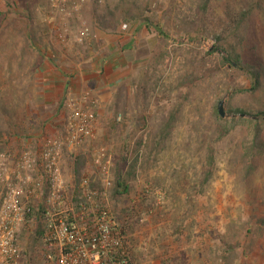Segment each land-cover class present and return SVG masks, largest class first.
<instances>
[{"label": "rangeland", "instance_id": "374dc122", "mask_svg": "<svg viewBox=\"0 0 264 264\" xmlns=\"http://www.w3.org/2000/svg\"><path fill=\"white\" fill-rule=\"evenodd\" d=\"M97 1L88 0L81 14L87 39L90 30L114 35L127 24L126 31L120 32L129 34V49L106 54L123 64L126 78L100 108L93 138L76 150L63 149L60 164L67 186L75 180L73 161L80 156L85 162L80 178L100 183L93 164L103 150L104 159L112 165L113 179L120 170L132 187L129 198L119 202L135 203L141 212V221L134 224L133 231L143 230L146 237L142 264H153L155 259V244L147 236L146 226L152 219L154 223L162 221L171 205L180 206L178 210L184 205L191 225L215 227V232L223 229L227 234H235L231 227L238 226L245 235L249 228L254 241L259 242L261 254L256 262L264 264V121L259 123L255 138L251 124L255 119L234 113L259 110L256 100L264 98V78L260 89L253 91L249 75L223 62L231 54H241L256 67L253 71L264 67V0L262 10L249 24V36L242 41L232 37L220 22L222 0ZM47 3L0 0V152L8 153L10 161L25 153L37 158L40 151L41 142L30 150L12 143L23 134L24 126H31V114L49 111L33 88L40 83L35 68L42 52L49 50L55 57L59 50H88L87 39L82 44L73 40L79 29L75 23L68 25L70 34L64 43L55 41L51 25L45 22ZM201 6L202 20L198 16ZM125 8L144 11L139 20L122 23L117 12ZM221 34L224 39L216 43L215 37ZM221 101L223 117L218 112L215 115ZM59 109L66 115L63 125L56 123L54 132L38 139L63 135L69 111L65 105ZM165 120L169 122L166 130ZM159 132L164 135L158 137ZM11 145L18 149L15 157ZM251 146L254 151L246 157ZM210 157L212 164H208ZM241 158L245 164L240 163ZM113 204L110 197L111 209ZM31 234L33 231L26 235L21 231L20 248L24 251L35 245L36 253L25 256H30L31 264H39L40 243L33 242Z\"/></svg>", "mask_w": 264, "mask_h": 264}, {"label": "built area", "instance_id": "2783aa9c", "mask_svg": "<svg viewBox=\"0 0 264 264\" xmlns=\"http://www.w3.org/2000/svg\"><path fill=\"white\" fill-rule=\"evenodd\" d=\"M55 41L64 43L68 25L77 24L73 40L82 44L87 30L81 14L88 0H47ZM97 3H102L98 0ZM127 24L121 25L126 31ZM69 111L63 135L43 139L37 158L25 153L8 164L10 155L0 152V264H31L20 248L19 236L26 216L33 210L39 218V264H139L144 243L130 240L124 221L117 223L109 206L112 165L103 150L95 157L102 190L92 189L88 178L66 184L61 171L63 149L73 151L93 138L97 100L88 90L76 99L66 98ZM158 195V194H157ZM159 200L163 195H158Z\"/></svg>", "mask_w": 264, "mask_h": 264}, {"label": "crops", "instance_id": "0c3cea01", "mask_svg": "<svg viewBox=\"0 0 264 264\" xmlns=\"http://www.w3.org/2000/svg\"><path fill=\"white\" fill-rule=\"evenodd\" d=\"M120 31L114 35H106L98 30H90L86 42L87 52L82 49L79 51L78 48L65 52L59 50L55 52L57 54L55 57L49 50L42 52L41 62L35 68L40 83L33 88L39 92L41 103H44L49 111L31 114L28 121L32 119L29 125L34 128L24 126L23 134L15 137L12 145L22 144L23 146H20L22 149H34L35 145L40 144L42 135L53 131V125L56 123L63 125L66 115L59 107L64 105L66 98L76 99L85 90L90 91L97 100L94 112L96 116L99 114L100 108L111 100L121 81L126 78L123 64L106 55L107 52L111 54L114 50L129 49L131 39H126L129 34L124 35ZM131 31L132 29L128 30ZM17 150L12 146L13 157L17 154ZM14 162L15 159L8 164ZM179 207L168 206L164 213L166 217L161 218L162 221L154 223L152 219L146 226L147 236L149 239L153 238L152 242L155 244V247L152 246L155 255L153 264H260L262 262H256V257L261 254L260 250L258 251L259 242L254 241L249 228H246L245 235L238 226L231 227L234 228L235 234H227L223 229L215 232L214 229H217L215 227L212 230L198 224L191 225L190 219L185 214L184 205L180 210ZM137 234L141 235L140 239ZM142 234L143 230L136 231L133 236L135 243L145 240L146 237ZM142 261L139 264H142Z\"/></svg>", "mask_w": 264, "mask_h": 264}, {"label": "trees", "instance_id": "16d2710c", "mask_svg": "<svg viewBox=\"0 0 264 264\" xmlns=\"http://www.w3.org/2000/svg\"><path fill=\"white\" fill-rule=\"evenodd\" d=\"M222 16L220 22L224 24L226 27V31L230 32L232 37L235 39L238 38V41L245 40L247 36H249V24H251L252 18H254L258 12L262 10V0H222ZM201 13L198 14L200 17V20H202L205 15L203 14V6L200 7ZM144 9H130L125 8L124 11L121 9L118 10L117 13L120 14L119 22L122 23H133L136 20H139L143 14ZM146 28H149V21L145 20ZM155 31L162 35L160 30L157 27H154ZM216 43L222 41L224 38L221 34V36H216ZM242 47V45L240 44ZM239 46V48H241ZM249 60H246L241 54H231L230 57L224 58L223 62L225 65H228L231 69H237L238 71H241L245 75H249L252 78V81L254 83L253 91L258 88L260 89V80L264 78V67L260 68L261 70H255L253 71L252 67L250 66ZM264 95V93H263ZM256 103L259 106V110L251 113V112H244L243 110H235V114L239 115H247L253 117L255 120L251 122L253 124V137L258 136V132L260 131L259 123L264 121V98L262 100L257 99ZM217 114V111L215 112V115ZM163 128L166 130L169 127V122H163ZM22 131V130H21ZM15 132V131H14ZM24 132V131H23ZM16 135L19 136V133L16 132ZM164 133L162 132L158 133V137L163 136ZM156 136V137H155ZM155 138H157V134L154 135ZM153 139V137H150V141ZM157 142V141H156ZM2 149V148H1ZM253 149V146H251L250 149H247L248 154H250ZM245 157V158H246ZM243 158V157H242ZM242 164H245V160H242ZM252 161V160H251ZM213 160L212 157L208 159V164H212ZM84 157L80 156L73 161V167H74V175H75V182L76 184L80 181V175L82 174L83 167H84ZM249 164V163H248ZM113 187L109 191V197L114 200L112 213L115 217V221L117 223H120L121 221H124V224L127 225V232L130 240L134 239L135 232L133 231L135 228H133L135 223H138L141 221V212L138 210V206L134 204L126 203L125 205L121 202H119L123 198H129L130 193L132 191V187L130 186L129 182L125 179V177L122 175L120 170H118L115 174V177L113 179ZM90 187L96 190L101 191L102 186L101 184L95 180V183L90 182ZM118 200V202H117ZM121 206V207H120ZM140 207V206H139ZM120 208V209H119ZM114 209V210H113ZM39 218L40 216L35 213V211H31L26 216V224L24 229L22 230V233L26 235L28 232H32L31 239L33 238V242L38 241L39 244V237L41 235V230L39 226ZM29 226H32V228H29ZM35 245L30 246L28 249L25 248L23 251V254H35L34 252ZM30 258V256H28Z\"/></svg>", "mask_w": 264, "mask_h": 264}, {"label": "water", "instance_id": "95a60500", "mask_svg": "<svg viewBox=\"0 0 264 264\" xmlns=\"http://www.w3.org/2000/svg\"><path fill=\"white\" fill-rule=\"evenodd\" d=\"M222 104H223V102L221 101L218 103V106H217V112H218L219 116H221V117H223Z\"/></svg>", "mask_w": 264, "mask_h": 264}]
</instances>
